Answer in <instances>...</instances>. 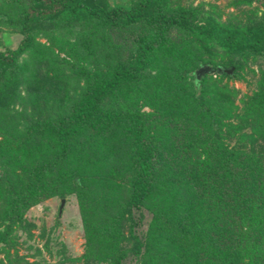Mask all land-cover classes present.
Wrapping results in <instances>:
<instances>
[{
  "label": "trees",
  "instance_id": "trees-1",
  "mask_svg": "<svg viewBox=\"0 0 264 264\" xmlns=\"http://www.w3.org/2000/svg\"><path fill=\"white\" fill-rule=\"evenodd\" d=\"M237 1L264 9V0ZM15 20L24 38L0 52V78L26 53L48 51L35 41L36 21L90 24L79 39L102 35L97 30L102 29L133 41L125 61L105 41L97 47L95 76L79 95L64 102L32 95L37 107L15 117L30 124L23 141L36 147L34 158L44 159L46 167L23 171L28 189L17 171L0 170L4 196L18 205L40 184L55 185L54 195L76 193L85 258L100 264H264V152L256 151V144L238 150L224 143L228 101L207 95L209 74L199 86L194 74L205 65L234 67L233 75H212L238 78L249 60H263L264 12L241 26L196 8H171L164 0H142L131 8H107L93 0H35L20 6ZM174 34L186 38L180 42L191 52L190 71L180 67L170 46ZM138 100L168 120L161 122L163 129L182 124L185 135L173 150V169L163 166L164 150L174 143L166 131L160 132L159 153L144 152L147 131L133 108ZM253 103L264 108V79ZM14 123L0 122L1 130L13 133ZM206 147L205 159L197 157ZM145 221L147 229L140 231ZM7 232L0 233V241Z\"/></svg>",
  "mask_w": 264,
  "mask_h": 264
},
{
  "label": "rangeland",
  "instance_id": "rangeland-1",
  "mask_svg": "<svg viewBox=\"0 0 264 264\" xmlns=\"http://www.w3.org/2000/svg\"><path fill=\"white\" fill-rule=\"evenodd\" d=\"M34 1L0 0V52L14 49L21 43L24 34L15 19L20 6L29 7ZM93 1L107 8L118 6L131 8L142 0ZM164 1L171 8H196L202 15H212L221 22L241 26L252 23L256 14L262 15L264 12L258 3L248 6L241 5L237 0ZM33 24L35 41L41 44V49L45 47L48 51L26 53L20 59L19 65L9 71L8 75L0 78V122L17 123L15 128L18 132L10 133L1 130L0 127V170L17 171L20 181L27 189L30 179L23 171L45 168L46 161L35 160L36 147L23 141V135L30 124L21 116L20 118L15 116L31 112L37 107L35 103L39 104L36 102L38 98H33L32 95L43 97L49 94L59 98L61 102L70 99L74 93L79 95L91 82L90 77L95 76L97 69L93 57L95 49L105 41L110 49L115 51L116 57L125 61L130 58L133 41L131 36L120 31L107 32L102 29H97L102 35L79 39V33L89 30L90 24L62 20L36 21ZM182 39L186 38L172 35L170 46L174 44L173 51H176L180 67L190 71L194 67L191 52H186L187 47L180 42ZM178 64L176 66L179 67ZM194 72L191 71V74ZM191 74L189 76L192 81L194 78ZM263 76L264 59L255 58L245 63L238 78L217 75L204 77L207 95L228 101V108L224 113L227 118H224L222 139L232 149H252V145L256 144L255 150L264 152V108H257L253 103L255 95L262 91ZM133 108L139 109L138 117L144 120L143 124L147 131L144 134L146 141L142 147L144 152L151 155L163 149V137L160 132L164 130L166 131L164 134L173 136L171 138L174 143L171 144V148L167 147L164 150L168 161L165 160L163 166H171L172 169L176 167L177 160L173 159L172 153L175 146H178L177 143L184 139L185 132L180 130L182 124L177 128L172 127L173 124L170 123L169 129H163L160 126L161 122L165 123L168 120L146 106L143 100H138ZM6 149L7 153L2 154ZM207 150V147L201 150L197 157L205 159ZM2 189L0 186L2 208L0 233L8 232L5 241H0V264H100L97 259L85 258L87 246L85 228L76 193L54 195L58 189L55 185L40 184L34 192L29 193L27 202L22 200L16 205L15 199L4 196ZM136 215L133 213L134 218ZM147 221L140 227V231L147 229ZM7 227H10V230H6ZM128 229L129 223L123 228L125 235H128ZM126 247L128 248V242ZM129 262L128 264H132Z\"/></svg>",
  "mask_w": 264,
  "mask_h": 264
},
{
  "label": "water",
  "instance_id": "water-1",
  "mask_svg": "<svg viewBox=\"0 0 264 264\" xmlns=\"http://www.w3.org/2000/svg\"><path fill=\"white\" fill-rule=\"evenodd\" d=\"M215 73L220 74V75H222V74L233 75L234 74V67L224 68L222 66H218L217 68H213L210 65L202 66L200 69H198L194 73L196 84L199 86L202 76L207 75V74L212 75ZM62 207H61V210H62Z\"/></svg>",
  "mask_w": 264,
  "mask_h": 264
}]
</instances>
